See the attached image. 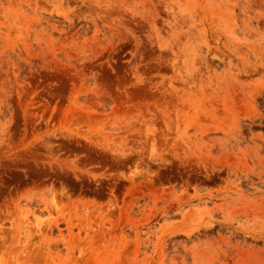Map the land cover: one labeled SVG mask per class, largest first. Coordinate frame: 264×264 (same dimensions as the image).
<instances>
[{
    "label": "rangeland",
    "instance_id": "rangeland-1",
    "mask_svg": "<svg viewBox=\"0 0 264 264\" xmlns=\"http://www.w3.org/2000/svg\"><path fill=\"white\" fill-rule=\"evenodd\" d=\"M0 264H264V0H0Z\"/></svg>",
    "mask_w": 264,
    "mask_h": 264
}]
</instances>
